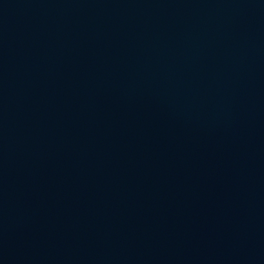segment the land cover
I'll list each match as a JSON object with an SVG mask.
<instances>
[{
    "label": "water",
    "instance_id": "1",
    "mask_svg": "<svg viewBox=\"0 0 264 264\" xmlns=\"http://www.w3.org/2000/svg\"><path fill=\"white\" fill-rule=\"evenodd\" d=\"M0 264H264V0H0Z\"/></svg>",
    "mask_w": 264,
    "mask_h": 264
}]
</instances>
